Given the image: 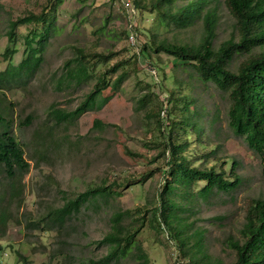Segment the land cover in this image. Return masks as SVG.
<instances>
[{"label":"rangeland","instance_id":"374dc122","mask_svg":"<svg viewBox=\"0 0 264 264\" xmlns=\"http://www.w3.org/2000/svg\"><path fill=\"white\" fill-rule=\"evenodd\" d=\"M132 1L63 0L50 15L52 28L40 66L27 80L0 88V106L6 107L13 121L11 131L29 163L21 179L8 178L0 166V213L6 217L0 224V264H100L109 251L101 241L115 230L113 219L119 213H124L120 231L139 232L131 251L109 264H142V253L147 264H234L230 243L241 240L248 206L264 195V157L231 132L228 95L212 82H202L193 63L163 53L146 60L138 54L150 33L159 35L158 40L197 44L202 20L183 30L174 25L161 28L157 11L139 9L134 21ZM44 3L0 0V72L24 58L25 35L42 30L19 26L10 40L9 22L38 13ZM207 8L217 16L214 48L237 39L236 22L224 0H208ZM131 31L139 35L138 43L129 40ZM75 48L110 58L96 64L89 70L90 79L78 84L68 78L77 68ZM7 49L13 53L5 55ZM247 57L235 55L230 69L236 71ZM116 65L117 72L110 73ZM125 69L128 77L120 86L104 90L103 95L111 98L101 108L62 122L51 115L52 108L74 110L99 75L108 74L111 84ZM185 97L193 101L190 111L197 115L188 127L183 120L189 114L181 111ZM26 117L32 118L30 125L23 124ZM96 119L104 125L94 126ZM169 145H184L182 157L192 167L213 168L226 178L236 162L240 185L233 192L213 191L202 197L199 191L205 183L198 181L188 190L175 187L173 194L162 196L176 206L163 204L160 196L166 181H172ZM112 183L119 192L116 198L93 199L62 228L47 230L51 213L64 199Z\"/></svg>","mask_w":264,"mask_h":264},{"label":"trees","instance_id":"16d2710c","mask_svg":"<svg viewBox=\"0 0 264 264\" xmlns=\"http://www.w3.org/2000/svg\"><path fill=\"white\" fill-rule=\"evenodd\" d=\"M177 0H150L147 3L133 0L132 6L136 19L137 11L158 12V25L161 28H169L174 25L179 30L187 29L198 19L203 23V34L197 44H185L171 42L167 39L158 40L156 33L147 34L148 40L141 44L139 56L144 60L151 54H166L182 62H190L195 66L202 82H212L220 91L229 97L227 111V125L231 132L242 137L247 147L260 158L264 157V0H224V4L235 19L238 38H230L214 48L213 42L216 37L217 16L213 8H207L208 0H190L182 6H177ZM63 3V0H45L44 5L38 13H28L9 22L7 36L14 38V32L19 26L33 25L40 26L42 30L38 33L31 31L25 35V55L17 64L8 63L5 70L0 72V88L10 82L27 80L40 66L44 43L47 40L52 28L50 15ZM131 33V32H130ZM129 33V34H130ZM137 34V33H136ZM129 36V35H128ZM139 35H137L138 39ZM36 41V45L34 47ZM139 41L137 40V43ZM135 44V43H134ZM133 44V45H134ZM254 49H260L253 53ZM13 50L7 49L5 55L12 54ZM248 54L245 61L238 65L236 71L230 69V63L235 55ZM107 54H87L81 49L75 48L76 70L68 74L70 80L80 84L91 75L89 70L96 64L108 61ZM128 63L124 61L123 64ZM122 64V66H123ZM70 62H66L69 66ZM121 65V64H120ZM118 67L110 68V73L117 72ZM108 74L99 75L92 89L85 95L84 99L72 111L51 109V115L56 122L69 121L79 117L87 110L94 107L101 108L111 96H104L103 92L111 86V89L118 88L128 77L127 70L121 71L115 80L110 84L106 79ZM193 101L183 99L181 111L185 112L183 125L193 126L196 118L194 109L190 111ZM190 116V117H189ZM31 117H26L24 125H30ZM22 122H19V126ZM94 126H103L100 120L93 121ZM13 121L9 118L6 107L0 106V166L8 178L22 176L27 172L29 163L24 158V152L12 133ZM184 145H169L170 153L168 170L172 181H166L161 194L163 204L175 203L170 199L163 200L165 194L171 195L175 187L188 190L194 182L202 181L204 186L199 193L207 197L213 191L233 192L240 185L241 180L237 174L238 164L232 162L229 171V178L223 172H216L213 168L192 167L189 161L182 157L185 150ZM264 175V170L262 171ZM140 182L139 180L134 181ZM170 182V183H169ZM132 184V183H127ZM127 184H124L125 186ZM118 184L117 186H124ZM112 184H102L78 194L74 198L64 199L61 207L56 208L48 219L47 230L53 226L62 228L65 222L73 214L80 212L81 208L93 199L110 200L116 198L119 192ZM19 191L14 192V197ZM176 206V205H175ZM176 209H174L175 211ZM124 213H119L113 219L115 230L106 235L101 243L108 246L109 251L100 264H109L111 261L126 256L135 243L138 229L133 232L120 231V218ZM0 224L3 225V213H0ZM4 217V219H3ZM35 225V223H32ZM241 240L230 243L235 251L234 264H264V195L253 199L248 206L245 222L241 229ZM2 247L0 245V252ZM142 264H147V257L143 253L139 257ZM89 264H96L91 262Z\"/></svg>","mask_w":264,"mask_h":264},{"label":"built area","instance_id":"2783aa9c","mask_svg":"<svg viewBox=\"0 0 264 264\" xmlns=\"http://www.w3.org/2000/svg\"><path fill=\"white\" fill-rule=\"evenodd\" d=\"M132 9H133V13L135 14V11H134L133 6H132ZM128 38H129V40H131V43H134L137 40V34H136V32L135 31H131V33H130V35H129Z\"/></svg>","mask_w":264,"mask_h":264}]
</instances>
